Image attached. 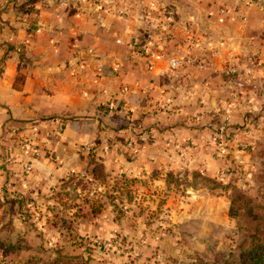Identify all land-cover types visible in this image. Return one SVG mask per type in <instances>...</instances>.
Masks as SVG:
<instances>
[{
	"label": "rangeland",
	"instance_id": "374dc122",
	"mask_svg": "<svg viewBox=\"0 0 264 264\" xmlns=\"http://www.w3.org/2000/svg\"><path fill=\"white\" fill-rule=\"evenodd\" d=\"M77 4L109 12L119 52L146 67L142 76L166 73L153 71L163 62L168 88L146 112L134 110L151 99L149 85L131 109L122 96L95 106L79 141L62 136L76 118L70 106L55 115L37 104L26 120L0 123V264H51L52 250L85 264L244 262L264 243L263 33L248 38L254 29L242 25L236 40L198 35L165 0ZM61 142L83 155L59 156ZM17 145L27 159L10 154Z\"/></svg>",
	"mask_w": 264,
	"mask_h": 264
},
{
	"label": "crops",
	"instance_id": "0c3cea01",
	"mask_svg": "<svg viewBox=\"0 0 264 264\" xmlns=\"http://www.w3.org/2000/svg\"><path fill=\"white\" fill-rule=\"evenodd\" d=\"M258 1L165 0V7L176 20L182 19L184 25L195 28L198 35L213 34L236 40L239 27L244 25L246 29H254L247 34L250 36L246 35L253 39L258 32L264 37V11L261 14L255 8L264 0ZM75 2L0 0V123L13 117L26 120L24 114L35 111L37 104L55 115H62L70 106L73 110L68 114L73 113L76 118L62 120V136L72 135L74 141H79L87 136L82 125L85 123L83 115L95 106L107 110L103 107L105 102L118 103L122 96L131 109V103L138 102L134 99L140 97L148 85L149 89L154 88V92L149 91L151 99L141 102L144 106L134 111L146 112L159 103L161 87L164 86L163 90L168 88L167 81H159H164L166 77L161 76L168 72L163 62L155 61L153 71L166 73L142 76L141 70L146 67L135 64V59L127 61V52H119L121 48L114 38L111 39L112 15L104 10L99 14L85 11L87 5L82 11L83 6L79 8L77 0ZM257 13L262 17L251 18ZM18 52L22 54L19 56ZM54 121L41 120L40 123L54 127L59 120ZM32 126L37 127L33 123ZM59 144H56L59 156L63 151L70 152L72 157L75 153L83 155L70 142ZM13 148H10L11 155L29 157L23 153L26 149L22 146ZM65 160V169H73L72 160ZM38 163L48 170L45 162ZM52 176L49 173V178Z\"/></svg>",
	"mask_w": 264,
	"mask_h": 264
},
{
	"label": "trees",
	"instance_id": "16d2710c",
	"mask_svg": "<svg viewBox=\"0 0 264 264\" xmlns=\"http://www.w3.org/2000/svg\"><path fill=\"white\" fill-rule=\"evenodd\" d=\"M1 59H3V57H1ZM260 208H264V205L260 206ZM4 245L6 248H13L16 251L22 250V245L20 243L12 245L10 242L3 241L1 246H4ZM52 252H54L53 255L56 254L57 258H55L53 262H50L51 264H54V262L57 261V259H60L61 262H65V261L67 262V260H70V261L76 260V261H79L80 264H85V261H86L81 256H77V257L69 256V255L63 256L57 250H52ZM199 264H211V263L200 262ZM239 264H264V243L259 244L256 247L252 248L246 260Z\"/></svg>",
	"mask_w": 264,
	"mask_h": 264
}]
</instances>
